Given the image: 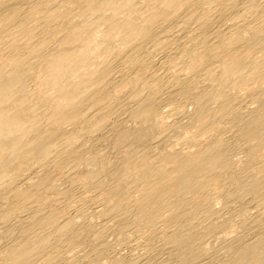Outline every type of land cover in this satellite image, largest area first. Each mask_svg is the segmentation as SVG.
<instances>
[{
	"label": "bare ground",
	"instance_id": "obj_1",
	"mask_svg": "<svg viewBox=\"0 0 264 264\" xmlns=\"http://www.w3.org/2000/svg\"><path fill=\"white\" fill-rule=\"evenodd\" d=\"M0 264H264V0H0Z\"/></svg>",
	"mask_w": 264,
	"mask_h": 264
}]
</instances>
